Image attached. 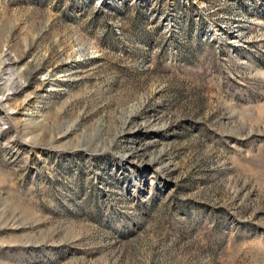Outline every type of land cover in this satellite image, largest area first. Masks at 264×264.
Segmentation results:
<instances>
[{
  "label": "rangeland",
  "instance_id": "1",
  "mask_svg": "<svg viewBox=\"0 0 264 264\" xmlns=\"http://www.w3.org/2000/svg\"><path fill=\"white\" fill-rule=\"evenodd\" d=\"M0 264H264V0H0Z\"/></svg>",
  "mask_w": 264,
  "mask_h": 264
}]
</instances>
